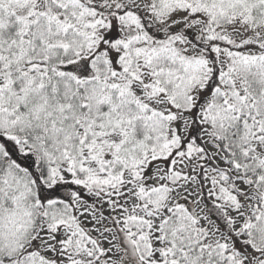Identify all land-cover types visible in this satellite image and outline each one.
I'll list each match as a JSON object with an SVG mask.
<instances>
[{
	"label": "snow or ice",
	"instance_id": "snow-or-ice-1",
	"mask_svg": "<svg viewBox=\"0 0 264 264\" xmlns=\"http://www.w3.org/2000/svg\"><path fill=\"white\" fill-rule=\"evenodd\" d=\"M0 264H264V0H0Z\"/></svg>",
	"mask_w": 264,
	"mask_h": 264
}]
</instances>
